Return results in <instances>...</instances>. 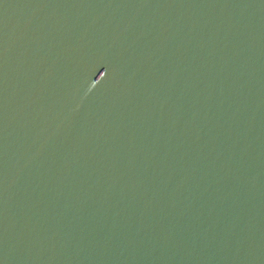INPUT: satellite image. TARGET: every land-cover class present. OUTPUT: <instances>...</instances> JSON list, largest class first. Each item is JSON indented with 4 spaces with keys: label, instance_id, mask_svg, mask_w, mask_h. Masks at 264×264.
<instances>
[{
    "label": "water",
    "instance_id": "95a60500",
    "mask_svg": "<svg viewBox=\"0 0 264 264\" xmlns=\"http://www.w3.org/2000/svg\"><path fill=\"white\" fill-rule=\"evenodd\" d=\"M0 264H264V0H0Z\"/></svg>",
    "mask_w": 264,
    "mask_h": 264
}]
</instances>
